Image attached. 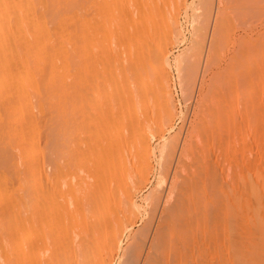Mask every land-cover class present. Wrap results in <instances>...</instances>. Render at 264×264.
<instances>
[{"label": "bare ground", "instance_id": "6f19581e", "mask_svg": "<svg viewBox=\"0 0 264 264\" xmlns=\"http://www.w3.org/2000/svg\"><path fill=\"white\" fill-rule=\"evenodd\" d=\"M181 1L127 0L136 13L124 23L121 0H0V264H110L140 210L135 192L151 167V138L161 136L175 114L171 53L161 33L178 31L166 6ZM206 3H198L195 35ZM260 37L257 56L246 58L248 74L257 66V75L240 82L230 71L227 81L221 79L230 90L218 92L206 121L215 127L214 140L230 136L226 147L216 146V157L225 155L233 177L199 179L208 168L207 153L192 160L197 168L181 175L168 230L153 243L155 260L264 264ZM177 63L183 68L184 58ZM175 143L162 145L161 160ZM165 180L160 177L147 205L162 200Z\"/></svg>", "mask_w": 264, "mask_h": 264}, {"label": "rangeland", "instance_id": "374dc122", "mask_svg": "<svg viewBox=\"0 0 264 264\" xmlns=\"http://www.w3.org/2000/svg\"><path fill=\"white\" fill-rule=\"evenodd\" d=\"M121 2L122 8H124L122 20L127 23L132 12L136 13V8L134 9L136 5L133 2H127V0H121ZM198 5L201 7V0H182L177 6L175 4L166 6V9H173L179 24L177 32L161 33L163 45L168 48L169 54L171 53L169 56L168 77L170 78L174 97L175 114L172 117V121L168 124L169 126L166 129L164 128L161 136L157 135L151 138V167H149L150 170L147 172L146 182L144 181L140 186L141 188L139 187V190L135 192V198L140 204V210L133 217L130 226L122 236L121 248L114 251L110 256L111 258L108 260L110 264H170L167 259L155 260L151 258L153 243L159 233L168 230L170 215L175 209L173 206H176V203L172 202H176L178 193L182 191V184L180 183H182L183 178L191 173L186 169L191 171L197 168L196 160L200 157L199 161L204 156V150L207 153V167L210 169L207 168V170L204 169L205 172H200L198 175L199 179L210 178L217 174L225 180H230L233 177L235 167L228 170L229 161L225 158V155L219 156L221 160L218 156L216 157L218 155L216 146L226 147L230 136L226 133L223 135L222 142L214 140L213 132L215 127L212 124L207 125L206 121H208V118L211 119L209 114L211 110L213 111L212 102L217 98L218 92L228 93L230 90L228 84L226 86L223 84L225 79V81L228 80L226 77L230 71L237 73L235 81L241 79L240 82L246 81L248 79L246 78L247 75H252V77L253 74L254 77L257 75V66H255V70L251 71L253 74H248L247 59L250 60V58L257 56L261 47V37H258L264 34V0H207L206 8L199 16L201 18L204 17L202 19L204 25L200 30L201 32L195 35L194 21L197 17ZM194 40H197L199 44L193 46ZM153 44L154 37L150 40V45L152 46ZM111 56L113 58V52ZM182 57L184 58L183 68L177 63L179 58ZM235 63L239 65L242 63L243 67H238ZM240 68L241 70L239 71L241 73L237 70ZM221 79L223 83L219 82ZM239 122V128L243 129L244 122L241 119ZM222 123V127H224L226 122ZM201 126L202 129L200 128ZM207 133L208 136L206 135ZM172 139L176 140L173 148V151L176 152L173 153L172 151L170 154L171 158L166 157L161 160L160 151L162 145L167 140L170 141ZM237 156H239V160L242 159L240 153ZM222 158L224 161H222ZM187 161L192 165L188 164ZM186 171L187 174L182 173ZM178 174L180 178H178ZM160 177L167 181L166 184H164L165 181L163 182L160 190V197L164 200L159 199L156 206L152 207L146 204L147 196L154 188L157 189ZM164 185L166 186L164 187ZM167 191L171 194L174 191L177 195L175 194L172 199L171 194L167 193ZM136 235L139 237L136 239L138 240L136 241L137 245L129 254L130 258L133 256L134 259H129L128 255L125 258L128 245L133 241V236ZM180 243L178 240L177 244L179 246L181 245ZM196 246L197 244H195V249L198 252V246ZM204 252L209 253L207 251ZM198 258L195 263L201 264L202 257ZM73 262L76 264V261H70L69 264H73ZM170 262L179 264L174 257L170 259ZM210 262L212 261L209 259ZM79 263L82 264L83 262L77 261V264ZM212 264H217V262L213 261Z\"/></svg>", "mask_w": 264, "mask_h": 264}]
</instances>
